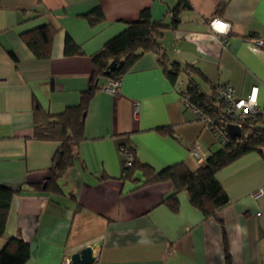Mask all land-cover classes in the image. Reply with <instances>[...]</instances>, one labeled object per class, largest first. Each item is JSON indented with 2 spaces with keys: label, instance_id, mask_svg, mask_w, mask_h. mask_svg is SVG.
<instances>
[{
  "label": "crops",
  "instance_id": "obj_1",
  "mask_svg": "<svg viewBox=\"0 0 264 264\" xmlns=\"http://www.w3.org/2000/svg\"><path fill=\"white\" fill-rule=\"evenodd\" d=\"M180 0H1L0 2V185L15 191L6 236L30 246L26 264H71V257L93 248V264H264V156L251 152L217 173L230 204L221 222L194 208L187 192L173 213L164 203L172 182L142 186L123 180L124 154L131 142L138 158L156 171L185 164L196 171L221 149L216 135L181 93L190 78L172 83L155 52L142 55L121 78L116 93L101 89L91 99L85 141L75 165L49 189L55 141L35 137L34 105L52 116L79 105L91 85L93 57L129 24L150 10L155 21L172 25ZM176 27L162 43L171 67L193 66L191 77L204 90L231 85L246 98L258 88L264 107V51L248 38L264 40V0H187ZM225 4L223 12L216 13ZM100 8L104 21L85 18ZM212 18L230 23L228 44L209 27ZM57 33L49 59H38L23 35L43 25ZM71 38L84 55L66 57ZM197 144L200 154L193 156Z\"/></svg>",
  "mask_w": 264,
  "mask_h": 264
},
{
  "label": "trees",
  "instance_id": "obj_2",
  "mask_svg": "<svg viewBox=\"0 0 264 264\" xmlns=\"http://www.w3.org/2000/svg\"><path fill=\"white\" fill-rule=\"evenodd\" d=\"M186 9H191L190 3L187 0H180L172 9L174 19L171 26L162 21H155L150 10H143L138 21L129 24L121 34L110 40L94 55L91 85L81 94L79 105L67 108L60 115L52 116L45 112L39 103H35V137L41 141H55L59 144L53 158L51 179L47 182L49 189L57 187V180L75 165L79 145L86 139L85 120L88 106L93 96L101 89V81L121 79L142 55L155 52L159 55L165 73L172 83H175L182 73L190 78L185 91L189 101L195 109L202 112L201 120H210L216 128L224 131L226 142L222 143L218 140L222 148L211 152L206 164L196 171L190 170L181 163L160 172L143 163L137 156L136 147L128 142L121 145L120 150L132 158V163L129 166L124 160L121 178L136 182L135 175L140 172L144 178L142 186L172 182L174 192L165 199L164 203L173 213H177L180 208L178 195L187 192L191 205L200 211L205 219L213 218L221 222L218 214L230 204V201L217 180V173L251 152H258L264 156V118L259 116L246 118L241 127L243 136L241 138L230 136L227 125L231 124V121L225 115L223 103L217 99L220 86L212 85L206 92L191 77V73L200 74L193 66L182 68L177 63L168 66L162 40L168 28L177 26L181 12ZM224 9L225 4H222L216 13L223 12ZM85 18L91 26L104 21L100 8L93 10ZM56 33L57 30L52 25H43L25 33L23 40L38 59L45 60L51 57ZM64 50L66 57L84 55L81 47L69 37L65 42ZM112 62L116 63V69L107 75ZM212 132L215 134L214 130ZM14 196L15 191L0 185V238L6 236L7 221ZM225 246L226 258L228 264H231L226 241ZM29 258V244L16 238H8L4 249L0 252V264H26Z\"/></svg>",
  "mask_w": 264,
  "mask_h": 264
},
{
  "label": "built area",
  "instance_id": "obj_3",
  "mask_svg": "<svg viewBox=\"0 0 264 264\" xmlns=\"http://www.w3.org/2000/svg\"><path fill=\"white\" fill-rule=\"evenodd\" d=\"M209 27L213 30V32L223 36V43L225 45L228 44V36L232 30L230 23L220 18H212L209 22ZM248 39L251 43L264 51L263 39H260L257 36H252ZM120 85L121 79L108 80L107 85L103 86L102 90L109 91L114 94L118 91ZM181 99L186 108L193 110L199 117L203 118L202 112L193 107L185 91L181 93ZM217 99L223 103L225 115L230 119L231 124L242 127V123L248 117L259 116L264 118V107H261L258 102V88H253L250 95L246 98H243L237 95L233 86L222 85L218 89ZM203 122L210 131H215V135L220 142H226L223 130L218 127L216 128L215 124L210 120L204 119ZM191 154L193 156H198L200 154V148L197 144L192 147ZM124 158L127 161V165L130 166L132 163V158L126 154H124ZM263 194L264 192L260 190L255 194V198H259L263 196Z\"/></svg>",
  "mask_w": 264,
  "mask_h": 264
},
{
  "label": "water",
  "instance_id": "obj_4",
  "mask_svg": "<svg viewBox=\"0 0 264 264\" xmlns=\"http://www.w3.org/2000/svg\"><path fill=\"white\" fill-rule=\"evenodd\" d=\"M116 66V63L112 62L106 74L110 75L116 69ZM227 131L232 137L241 138L243 136L241 127L235 124H228ZM94 262L95 257L91 247L85 248L71 257V264H93Z\"/></svg>",
  "mask_w": 264,
  "mask_h": 264
}]
</instances>
